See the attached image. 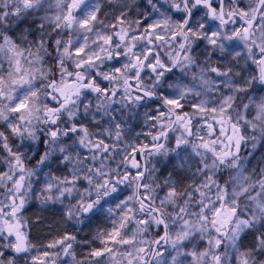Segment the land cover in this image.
<instances>
[{
  "label": "snow or ice",
  "instance_id": "obj_1",
  "mask_svg": "<svg viewBox=\"0 0 264 264\" xmlns=\"http://www.w3.org/2000/svg\"><path fill=\"white\" fill-rule=\"evenodd\" d=\"M0 264H264V0H0Z\"/></svg>",
  "mask_w": 264,
  "mask_h": 264
},
{
  "label": "rangeland",
  "instance_id": "obj_2",
  "mask_svg": "<svg viewBox=\"0 0 264 264\" xmlns=\"http://www.w3.org/2000/svg\"><path fill=\"white\" fill-rule=\"evenodd\" d=\"M151 106V105H150ZM146 109H141L140 111L143 112ZM142 127V120L137 119V120H132L131 121V125H130V133L132 135H135L136 132H139L141 130ZM260 156L259 154L257 155V159H259ZM161 169V174H163L164 176L168 175V172L171 171V167L165 169L163 165L159 166ZM39 210V205H37L35 202H33V204L29 207V213L32 212H36ZM84 233H81V236H83Z\"/></svg>",
  "mask_w": 264,
  "mask_h": 264
}]
</instances>
